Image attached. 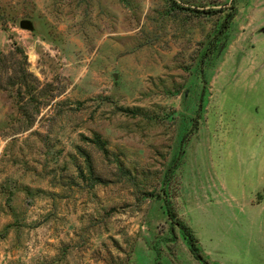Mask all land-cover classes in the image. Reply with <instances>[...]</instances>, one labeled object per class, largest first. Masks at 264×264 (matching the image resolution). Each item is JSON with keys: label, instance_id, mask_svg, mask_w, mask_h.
Here are the masks:
<instances>
[{"label": "rangeland", "instance_id": "rangeland-1", "mask_svg": "<svg viewBox=\"0 0 264 264\" xmlns=\"http://www.w3.org/2000/svg\"><path fill=\"white\" fill-rule=\"evenodd\" d=\"M0 264H264V0H0Z\"/></svg>", "mask_w": 264, "mask_h": 264}, {"label": "trees", "instance_id": "trees-1", "mask_svg": "<svg viewBox=\"0 0 264 264\" xmlns=\"http://www.w3.org/2000/svg\"><path fill=\"white\" fill-rule=\"evenodd\" d=\"M93 141L95 142V144L98 147L103 148L104 142L101 141V139H100V137L98 135L94 137V140ZM187 237H188V241H189V246H190L191 250L193 251L195 249V246H194V242L191 239V233H190V231L187 232Z\"/></svg>", "mask_w": 264, "mask_h": 264}, {"label": "water", "instance_id": "water-1", "mask_svg": "<svg viewBox=\"0 0 264 264\" xmlns=\"http://www.w3.org/2000/svg\"><path fill=\"white\" fill-rule=\"evenodd\" d=\"M21 28H25V29H30L31 28V23L26 20V19H22L19 23Z\"/></svg>", "mask_w": 264, "mask_h": 264}]
</instances>
